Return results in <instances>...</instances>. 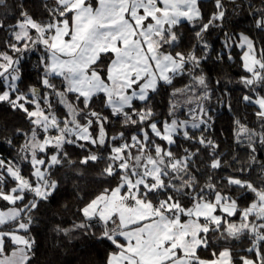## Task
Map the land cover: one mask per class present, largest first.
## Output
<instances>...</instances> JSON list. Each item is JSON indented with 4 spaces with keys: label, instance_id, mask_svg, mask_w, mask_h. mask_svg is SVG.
<instances>
[{
    "label": "snow or ice",
    "instance_id": "snow-or-ice-1",
    "mask_svg": "<svg viewBox=\"0 0 264 264\" xmlns=\"http://www.w3.org/2000/svg\"><path fill=\"white\" fill-rule=\"evenodd\" d=\"M261 5L251 14L264 32ZM214 6L207 22L201 0H43V18L23 5L18 17L2 14L0 105L28 128L14 129L23 138L16 155L0 157V264H32L33 213L59 187L54 170L75 163L69 145L87 153L79 164L103 165L101 187L81 197V219L57 231L107 241L104 264H264V162L256 155L264 150V47L244 32L223 33L217 60L224 54L233 60L232 50H239L242 100L256 106L261 130L235 120L233 137L249 151V166L218 176L226 165L219 145L204 134L213 120L205 34L226 14L223 0ZM0 7L9 5L0 0ZM184 24L195 43L180 51ZM33 55L38 79L21 87ZM162 92L163 116L153 103ZM6 143L13 146V139ZM257 163L260 182L242 178ZM241 238L251 255L220 247Z\"/></svg>",
    "mask_w": 264,
    "mask_h": 264
},
{
    "label": "trees",
    "instance_id": "trees-1",
    "mask_svg": "<svg viewBox=\"0 0 264 264\" xmlns=\"http://www.w3.org/2000/svg\"><path fill=\"white\" fill-rule=\"evenodd\" d=\"M43 0H6L9 8L6 10L0 7V18L7 11L8 17H18L20 6L33 15L34 18H43ZM226 14L223 21H218L219 27H214L205 34V38L211 45L210 59L203 64L204 71L209 80V87L212 89V102L210 115L213 117L211 128L204 134L214 140L219 148L220 154H229L225 161V168L217 173L220 175H231L236 173V169L241 166L248 167L250 153L243 145H237L233 132L235 120L239 119L250 128L260 131V124L255 117L256 106L248 104L242 100V96L247 93V89L239 83L243 70L240 67L239 50L233 49V60H228L227 55L223 60H217V54L222 52L223 33L236 34L244 32L251 36L255 42L264 47V32L254 27L253 13L262 7L261 0H223ZM251 6V7H250ZM201 10L204 22L214 12V0H202ZM7 23H14L13 19H7ZM182 33L181 44L177 50L187 51L195 43L192 39L193 29L184 24L179 30ZM5 37V33L0 32V41ZM199 54V53H198ZM36 57L30 56L27 60L25 69L24 85L35 83L38 79L35 70ZM219 80L220 84L215 82ZM177 81V86H179ZM227 95H222V93ZM264 94V93H262ZM220 101L219 103L217 101ZM156 110L161 116L166 113L167 93L162 92L154 97L153 101ZM231 105V109L227 105ZM17 127L27 130L28 125L21 120L20 114L13 113L6 105H0V157L11 159L16 155V148L22 143V137H14L13 132ZM13 139V146L6 143L7 139ZM187 143L183 147H187ZM180 149H177L179 151ZM66 151L75 163L69 165L65 163L62 167L54 170V178L58 180L57 191L47 201H41L38 209L33 213L34 222L31 227V234L36 240L35 258L32 264H104L107 251L110 245L107 241H99L89 235L76 230L65 235L57 228H71L74 222H78L81 217L78 208L82 206V199H90L91 196L99 191V169L102 164L81 165L79 160L87 153L75 146H66ZM257 160L264 162V150L258 147ZM233 156L239 158V163L232 164ZM207 152H202L201 159H206ZM231 164V167H227ZM25 171L27 168L25 167ZM244 179H250L259 183L262 179L260 164H252L251 170L243 174ZM234 197L240 195L233 189ZM251 199L250 195L244 196L239 200L241 207L245 206ZM97 235H99L98 230ZM230 246L234 256L237 254L245 255L244 249L249 247L248 241L241 238L239 241H229L227 245L221 244L220 247ZM201 256L209 258L210 252L201 251ZM251 255V254H247Z\"/></svg>",
    "mask_w": 264,
    "mask_h": 264
},
{
    "label": "rangeland",
    "instance_id": "rangeland-1",
    "mask_svg": "<svg viewBox=\"0 0 264 264\" xmlns=\"http://www.w3.org/2000/svg\"><path fill=\"white\" fill-rule=\"evenodd\" d=\"M250 37H251V36H250ZM251 38H252V37H251ZM254 41H255V40H254ZM221 155H222V159H223V161L225 162V161L227 160L229 154L224 153V154H221Z\"/></svg>",
    "mask_w": 264,
    "mask_h": 264
},
{
    "label": "crops",
    "instance_id": "crops-1",
    "mask_svg": "<svg viewBox=\"0 0 264 264\" xmlns=\"http://www.w3.org/2000/svg\"><path fill=\"white\" fill-rule=\"evenodd\" d=\"M202 1V0H201Z\"/></svg>",
    "mask_w": 264,
    "mask_h": 264
}]
</instances>
